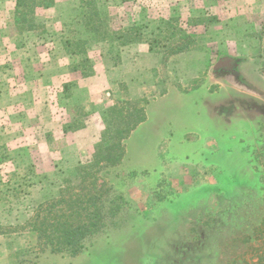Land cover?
<instances>
[{
  "label": "rangeland",
  "instance_id": "rangeland-1",
  "mask_svg": "<svg viewBox=\"0 0 264 264\" xmlns=\"http://www.w3.org/2000/svg\"><path fill=\"white\" fill-rule=\"evenodd\" d=\"M89 1L55 0L21 31L15 0H0V264H264V0H94L107 41L85 31ZM211 16L186 52L168 53L186 42L177 35L121 60L131 26L147 43ZM79 39L91 77L68 70L80 56L64 42ZM134 125L123 159L98 175L104 228L75 256L40 251L38 205L71 179L91 194L72 175L97 170L110 128L114 139Z\"/></svg>",
  "mask_w": 264,
  "mask_h": 264
},
{
  "label": "trees",
  "instance_id": "trees-1",
  "mask_svg": "<svg viewBox=\"0 0 264 264\" xmlns=\"http://www.w3.org/2000/svg\"><path fill=\"white\" fill-rule=\"evenodd\" d=\"M54 4L55 0H15L14 26L21 31L33 30L36 26V11L38 9H50ZM86 5L89 11L86 12L84 17L85 31L95 36L97 41H107L110 35L109 18L99 12L94 0H90ZM218 19L216 16H211L189 18L187 22H179V27L169 32L170 38L148 42L149 49L150 51L153 50L162 42L166 47V43L173 41V38L178 35V39H184L186 42L168 45L167 51L170 55L186 52L190 49L192 42L193 32L191 30H195L199 26L205 28L218 22ZM170 21L167 20L164 24H169ZM119 37L125 39L120 44L122 47L139 42L142 38L141 29L131 26ZM88 44V41L80 39L64 42V48L69 55L80 56V61L71 65V71H81V76L84 78L93 75L92 61L88 58ZM64 87L67 86L64 85ZM135 126L127 130L125 128L116 129L115 131L120 136L114 139H112L114 130L110 128L106 132L107 137L104 136L96 144L92 155L91 161L97 170L90 172L87 169L88 165L82 164L76 170V174L72 175L74 176L73 179H78V184H83L84 188L90 189L91 194H78L79 191L71 185V182H73L71 179L66 181L67 186L60 191L61 195L58 199L49 201L45 205H38L36 213L30 218L29 225L36 233L37 245L40 251L49 249L52 254L66 253L75 256L84 249L83 242L86 239L91 238L104 228L106 218L103 204L106 192H101L103 187L99 184L98 175L104 170V164L116 165L120 163L126 153L125 141ZM2 157L4 156H1L0 160L3 159ZM89 167L92 166L89 164ZM98 184L99 186H97ZM81 192H87V190Z\"/></svg>",
  "mask_w": 264,
  "mask_h": 264
},
{
  "label": "crops",
  "instance_id": "crops-1",
  "mask_svg": "<svg viewBox=\"0 0 264 264\" xmlns=\"http://www.w3.org/2000/svg\"><path fill=\"white\" fill-rule=\"evenodd\" d=\"M135 1V0H134ZM122 2H123V0H122ZM180 4L181 5H185V4H183V0L180 2ZM180 5V6H181ZM170 21V20H169ZM140 47H146V52H147V54L148 55H151V53L150 52H152V50L150 51V49H149V44H148V42L147 43H145L144 41L143 42H136V43H132V44H129V45H127V46H124V47H122L121 49H126L125 51H123V52H121L120 53V56H121V60H123V55H124V57H125V60H123V61H129L128 59L129 58H126V57H129V55H127L128 54V52H132V53H136V51L138 50V48H140ZM154 55V54H153ZM226 60H223L224 62H227L229 65L231 64V62L233 61V59H231V58H225ZM115 68H119V65L117 66V67H115ZM68 70H69V72H70V74H75L76 72L75 71H71V69H70V67H68ZM67 70V71H68ZM65 85V84H64ZM132 132V131H131Z\"/></svg>",
  "mask_w": 264,
  "mask_h": 264
}]
</instances>
